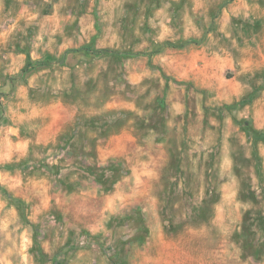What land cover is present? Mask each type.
Instances as JSON below:
<instances>
[{"label":"rangeland","instance_id":"374dc122","mask_svg":"<svg viewBox=\"0 0 264 264\" xmlns=\"http://www.w3.org/2000/svg\"><path fill=\"white\" fill-rule=\"evenodd\" d=\"M0 264H264V0H0Z\"/></svg>","mask_w":264,"mask_h":264},{"label":"trees","instance_id":"16d2710c","mask_svg":"<svg viewBox=\"0 0 264 264\" xmlns=\"http://www.w3.org/2000/svg\"><path fill=\"white\" fill-rule=\"evenodd\" d=\"M106 51V50H105Z\"/></svg>","mask_w":264,"mask_h":264}]
</instances>
